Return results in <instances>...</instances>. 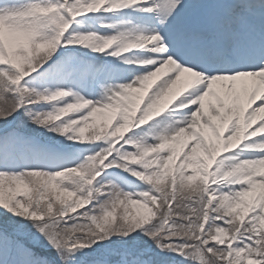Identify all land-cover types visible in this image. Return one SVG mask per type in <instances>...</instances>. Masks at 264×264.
I'll return each mask as SVG.
<instances>
[{
  "label": "snow or ice",
  "instance_id": "6c2138e0",
  "mask_svg": "<svg viewBox=\"0 0 264 264\" xmlns=\"http://www.w3.org/2000/svg\"><path fill=\"white\" fill-rule=\"evenodd\" d=\"M0 264H264V0H0Z\"/></svg>",
  "mask_w": 264,
  "mask_h": 264
}]
</instances>
